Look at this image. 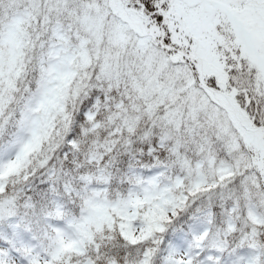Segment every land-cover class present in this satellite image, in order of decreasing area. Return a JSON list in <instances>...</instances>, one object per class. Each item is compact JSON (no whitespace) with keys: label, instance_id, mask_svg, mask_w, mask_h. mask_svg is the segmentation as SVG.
<instances>
[{"label":"snow or ice","instance_id":"snow-or-ice-1","mask_svg":"<svg viewBox=\"0 0 264 264\" xmlns=\"http://www.w3.org/2000/svg\"><path fill=\"white\" fill-rule=\"evenodd\" d=\"M0 264H264V0H0Z\"/></svg>","mask_w":264,"mask_h":264}]
</instances>
